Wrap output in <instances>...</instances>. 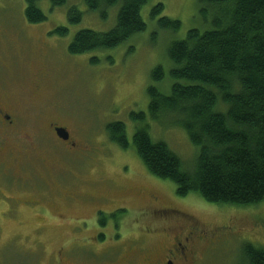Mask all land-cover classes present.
Segmentation results:
<instances>
[{"label":"rangeland","instance_id":"1","mask_svg":"<svg viewBox=\"0 0 264 264\" xmlns=\"http://www.w3.org/2000/svg\"><path fill=\"white\" fill-rule=\"evenodd\" d=\"M157 3L163 10L151 18ZM37 6L46 19L30 24L24 0H0V101L15 115L11 129L0 127L3 155L12 149L0 166V264H145L163 255L166 237L181 238L174 226L196 237V264H246L243 245L264 247V201L230 207L195 194L179 197L173 184L146 171L131 144L134 131L147 125L152 141L192 168L197 149L176 118H151L147 90L169 92L167 47L189 29L206 27L202 2L149 0L140 11L143 31L114 48L72 55L74 35L109 30L117 6L105 19L89 12L85 0ZM70 6L82 12L78 23L68 21ZM160 17L178 20L180 28H159ZM57 27L67 34L54 33ZM156 67L163 70L160 82L152 80ZM140 113L143 120L131 119ZM51 122L70 133L74 154L55 141ZM113 122L124 124L128 148L110 140L105 127ZM13 131L16 139L3 142ZM97 218L108 228L95 225Z\"/></svg>","mask_w":264,"mask_h":264},{"label":"trees","instance_id":"2","mask_svg":"<svg viewBox=\"0 0 264 264\" xmlns=\"http://www.w3.org/2000/svg\"><path fill=\"white\" fill-rule=\"evenodd\" d=\"M24 1L28 23L46 19L39 0ZM148 1L85 0L89 12L97 11L103 19L117 6L115 23L104 32L79 30L68 44V54L114 48L143 31L146 24L140 11ZM200 1L206 27L189 29L167 47L169 92L147 90L151 118L159 113L176 118L174 124L197 149L193 166L187 170L164 142L152 141L147 125L134 131L131 144L146 171L173 184L179 197L195 194L217 206L258 205L264 201V0ZM64 2L50 0L51 6ZM162 10L157 3L151 18ZM67 17L78 23L82 12L70 6ZM157 25L173 32L180 28L178 20L168 17H160ZM53 32L64 36L68 29L57 27ZM151 76L162 81V68L156 67ZM130 117L143 120L144 115ZM105 129L113 143L128 148L123 123H109ZM241 253L246 264H264V247L248 243Z\"/></svg>","mask_w":264,"mask_h":264},{"label":"flooded vegetation","instance_id":"3","mask_svg":"<svg viewBox=\"0 0 264 264\" xmlns=\"http://www.w3.org/2000/svg\"><path fill=\"white\" fill-rule=\"evenodd\" d=\"M14 123H15V115H14L13 110L7 107H4L3 103L0 101V127L4 129H11ZM48 128L51 131V134L53 135V137L55 138V141L56 139L59 140V143L66 147V152L74 154V147L76 146V142L72 140L70 133L66 130V128L54 122H51ZM57 129H63L66 132L67 137L64 134H63L64 137L59 136L57 133ZM15 134L16 133H14L13 131L11 138L6 139L3 142L6 143L8 141L9 142L12 141V139H16ZM12 136H15V137H12ZM0 137L1 138L4 137L2 132H0ZM19 151H23V150H19ZM1 153H2V150L0 149V156L3 155V153L2 154ZM11 154H12V149L5 156L3 155L4 157L0 158V166H2L5 162H7V158ZM153 200H156L155 196L153 197ZM99 211L101 213H104L101 210ZM121 211H124V209L118 210L115 213H118ZM165 211L167 210H161V212L163 213ZM170 211L174 213H179L177 210H170ZM105 214H108V213H105ZM174 215L181 216V218H185L183 214L182 215L174 214ZM97 219H98L97 222L96 220H94L95 225H100L99 227L108 228L107 220H101L100 218H97ZM185 219L188 220L187 218ZM174 227L175 229L173 230H175V232L177 230L180 231L181 238L177 236L171 237V238L166 237V239H168V242L164 246V249L161 250V252H163V255L161 254L160 258L155 261H148V259H146L145 264H196L195 256H196L197 251L195 250V242H194V239L196 237L193 235V232L188 231L183 226H174ZM173 238H174V241H173ZM54 262H55L54 264H58V262L60 261L54 260Z\"/></svg>","mask_w":264,"mask_h":264},{"label":"water","instance_id":"4","mask_svg":"<svg viewBox=\"0 0 264 264\" xmlns=\"http://www.w3.org/2000/svg\"><path fill=\"white\" fill-rule=\"evenodd\" d=\"M57 133H58L59 136H62V137H64V135L66 136V132L63 129H57Z\"/></svg>","mask_w":264,"mask_h":264}]
</instances>
